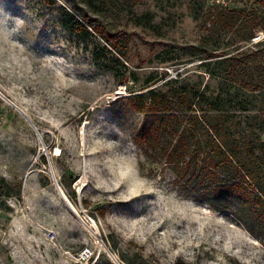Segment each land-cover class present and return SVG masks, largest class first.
Masks as SVG:
<instances>
[{"label": "rangeland", "instance_id": "374dc122", "mask_svg": "<svg viewBox=\"0 0 264 264\" xmlns=\"http://www.w3.org/2000/svg\"><path fill=\"white\" fill-rule=\"evenodd\" d=\"M84 1L0 0V264H264L263 239L134 144L131 104L228 91L262 140L264 44L247 37L263 3ZM66 13L119 34L124 58L92 30L67 31ZM230 57L263 88L226 84Z\"/></svg>", "mask_w": 264, "mask_h": 264}, {"label": "trees", "instance_id": "16d2710c", "mask_svg": "<svg viewBox=\"0 0 264 264\" xmlns=\"http://www.w3.org/2000/svg\"><path fill=\"white\" fill-rule=\"evenodd\" d=\"M84 2L91 6L93 0ZM260 2L264 5V0ZM223 10L224 16H232L226 7ZM85 18L79 21L66 13L63 26L81 37L92 30L119 58H124L122 37L92 28ZM260 30L264 32V28ZM255 34L247 37L248 42ZM263 44L264 39L254 45ZM93 57L98 60V54ZM224 63L222 79L226 84L239 83L252 91L263 88L259 83L251 87L253 73H246L241 65L246 66L245 59L230 57ZM225 92L227 99L222 94L206 97L185 89L172 94L150 90L134 96L131 104L143 114V120L133 142L147 156L164 161L176 178L189 177L193 188H201L209 202H219L217 211L231 215L264 240V138L251 139L248 120L242 126L235 121L232 96Z\"/></svg>", "mask_w": 264, "mask_h": 264}, {"label": "built area", "instance_id": "2783aa9c", "mask_svg": "<svg viewBox=\"0 0 264 264\" xmlns=\"http://www.w3.org/2000/svg\"><path fill=\"white\" fill-rule=\"evenodd\" d=\"M227 2H228V0L227 1L226 0L221 1L222 5H224V6H227L226 5ZM263 39H264V33L260 32L259 34L255 35V37L252 39V42L257 43Z\"/></svg>", "mask_w": 264, "mask_h": 264}, {"label": "snow or ice", "instance_id": "6c2138e0", "mask_svg": "<svg viewBox=\"0 0 264 264\" xmlns=\"http://www.w3.org/2000/svg\"><path fill=\"white\" fill-rule=\"evenodd\" d=\"M130 191L132 192L133 195L136 194V189L135 188L131 189Z\"/></svg>", "mask_w": 264, "mask_h": 264}]
</instances>
